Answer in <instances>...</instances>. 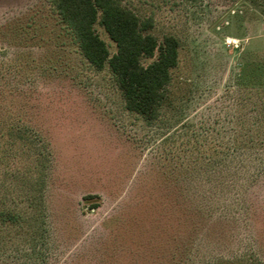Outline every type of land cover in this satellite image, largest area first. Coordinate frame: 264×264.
<instances>
[{
	"label": "rangeland",
	"instance_id": "rangeland-1",
	"mask_svg": "<svg viewBox=\"0 0 264 264\" xmlns=\"http://www.w3.org/2000/svg\"><path fill=\"white\" fill-rule=\"evenodd\" d=\"M118 2L178 41L151 122L52 0H0V264H264V0Z\"/></svg>",
	"mask_w": 264,
	"mask_h": 264
},
{
	"label": "trees",
	"instance_id": "trees-1",
	"mask_svg": "<svg viewBox=\"0 0 264 264\" xmlns=\"http://www.w3.org/2000/svg\"><path fill=\"white\" fill-rule=\"evenodd\" d=\"M56 12L73 32L84 58L96 69L107 63L124 99L126 110L147 122L155 120L166 98L171 70L178 62V41L165 36L158 43L147 33L153 27L150 18L140 19L118 0H52ZM99 23L115 44L110 56L94 25ZM157 57L147 65L142 59ZM264 122V113L260 115ZM264 142V130H260Z\"/></svg>",
	"mask_w": 264,
	"mask_h": 264
}]
</instances>
